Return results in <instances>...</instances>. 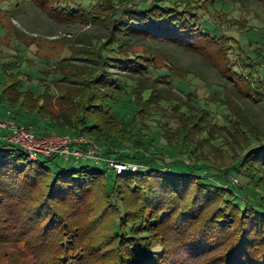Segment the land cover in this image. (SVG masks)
Here are the masks:
<instances>
[{"label":"trees","instance_id":"trees-1","mask_svg":"<svg viewBox=\"0 0 264 264\" xmlns=\"http://www.w3.org/2000/svg\"><path fill=\"white\" fill-rule=\"evenodd\" d=\"M32 1L54 17L46 6L49 0ZM69 2L56 0L58 12L72 22H94L103 17L117 52L106 57L95 50L84 52L86 60L95 62L94 67L85 64L77 65L80 69L75 72L69 70L64 95L44 99L43 104L42 94L20 89V79L6 70L0 97L8 108L23 106L29 114L38 113L60 127L71 128L70 134L79 130L91 133L104 155L116 154L112 157L145 166L115 174L108 187V171L90 167L93 163L56 165L52 170L47 162L57 156L30 159L19 146L0 140V236L8 229L33 226L38 249L31 248L34 260L30 264H188L217 245L221 252L205 264H264V250H259L264 247V202L258 204L256 198L244 196L241 204L229 186L210 183L196 174L201 165L145 162L132 149L116 148L115 143L127 134L130 140L131 133L110 115L115 93L126 80H134L137 87L129 91L139 107L148 100L142 98L143 91L154 99L161 95L154 82H164L163 77L153 80L145 76L150 66L137 68L142 65L141 58L136 54L131 57L127 41H162L201 54L207 45L201 47L200 41L212 37L201 32L199 18L190 17L185 1L177 0H153L141 8L136 2L101 0V6L92 10L95 15L87 12V18H83L86 14L77 16ZM216 51L202 54L218 63L220 48ZM66 96L74 99L72 105L67 104ZM66 105H70L68 109ZM189 110L196 113L194 107ZM191 121L179 120L180 127L185 132L195 129ZM238 160L244 166L241 171L246 183L253 184V172H264V142L248 148ZM217 197V206L205 215L204 206ZM212 212H220L219 217ZM40 247L44 258L38 256Z\"/></svg>","mask_w":264,"mask_h":264},{"label":"rangeland","instance_id":"rangeland-1","mask_svg":"<svg viewBox=\"0 0 264 264\" xmlns=\"http://www.w3.org/2000/svg\"><path fill=\"white\" fill-rule=\"evenodd\" d=\"M55 1L49 0L46 6L58 21L32 0H0V83L6 78V72H12L21 81L20 89L43 95L40 104L44 99L48 101L64 95L62 88L70 79L69 70L75 72L80 69L77 65L85 64L94 67L95 62L86 60L84 52L95 50L106 57L118 50L109 40L103 17L94 22H72L70 17L58 12ZM69 1V5H73L71 9L77 10V16L81 17L101 6V0ZM112 1L136 2L141 8L153 0ZM177 1H185L184 9L190 12V17L199 18L201 32L216 40L217 44L212 45L216 42L207 37L200 43L201 47L207 45L201 54L208 50L214 53L216 47L220 48L218 63L191 48L130 37L127 42L131 57L136 54L141 58L142 65L137 68L150 66L145 76L153 80L163 77L164 82H154L162 91L154 99H149V93L143 91L142 98L148 100L139 107L129 91L137 87L134 80H126L123 88L115 93L110 101V115L131 133V139L127 134L115 143L116 148L132 149L145 162L201 165L196 174L202 179L229 186L230 192L240 200L249 196L261 204L264 202V172H253L255 182L248 184L241 171L244 166L238 159L248 148L264 142V62H261L264 57V0ZM77 5L80 8L77 9ZM83 40L88 42H81ZM127 71L125 73L129 74ZM3 100L0 97V114L11 112L17 122L30 124L36 134H70L71 128L60 127L38 113L29 114L20 105L10 109ZM65 100L70 105L74 102L67 96ZM190 107L196 108V113L190 111ZM199 109L201 113L197 112ZM190 119L195 129L185 132L179 120L189 123ZM78 132L98 143L91 133ZM47 164L53 170L57 166L77 167L86 162L56 157ZM90 167L106 170L102 163L90 164ZM105 178L110 187L115 173L107 172ZM217 201L218 197L204 206L203 213L208 215L213 211ZM219 214L214 213L218 217ZM7 231L0 236V264H30L34 260L31 248H37L33 226ZM221 248L217 245L188 264H205L207 259L220 253ZM38 251V256L44 258L43 248Z\"/></svg>","mask_w":264,"mask_h":264},{"label":"built area","instance_id":"built-area-1","mask_svg":"<svg viewBox=\"0 0 264 264\" xmlns=\"http://www.w3.org/2000/svg\"><path fill=\"white\" fill-rule=\"evenodd\" d=\"M30 124L17 122L7 111L0 115V140L19 148L30 159L57 156L74 162L102 163L106 171L121 174L135 171L145 165L128 159H118L102 154L101 146L84 134H36Z\"/></svg>","mask_w":264,"mask_h":264},{"label":"crops","instance_id":"crops-1","mask_svg":"<svg viewBox=\"0 0 264 264\" xmlns=\"http://www.w3.org/2000/svg\"><path fill=\"white\" fill-rule=\"evenodd\" d=\"M0 132H1V131H0ZM113 155H115V156H116V154H113ZM113 155H112V156H113ZM117 158H119V159H120V157H117ZM121 159H122V158H121ZM128 160H130V159H128Z\"/></svg>","mask_w":264,"mask_h":264}]
</instances>
